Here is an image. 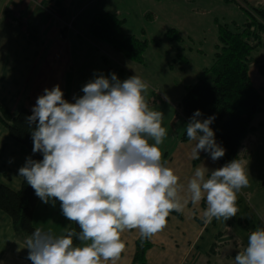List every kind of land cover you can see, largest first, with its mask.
<instances>
[{"label":"rangeland","instance_id":"374dc122","mask_svg":"<svg viewBox=\"0 0 264 264\" xmlns=\"http://www.w3.org/2000/svg\"><path fill=\"white\" fill-rule=\"evenodd\" d=\"M244 1L253 6H264V0ZM235 2L146 0L141 7H137L128 0L127 6L122 5V8L117 1L116 5L121 9L119 11H123L120 12V18L124 20V30L146 44L143 63L129 61L120 54L126 60L122 61V64H132L133 69H131L115 63L113 59L110 60L108 66L114 71L103 76L106 96L101 95L103 89L100 91L94 88L91 98H70L72 91L69 85L61 86L58 94L54 95L33 90L29 104L34 110L36 112L51 110L66 126L63 134H55L56 157L48 162L40 177L41 183L48 184L45 193L47 197L58 196L56 198L59 199L58 202L46 203L51 213L45 220L43 217L39 220V225L45 232L50 230L51 223L58 224L69 219L70 224L73 216L77 214L80 228L83 229L81 233L87 236L88 241L91 238V251L98 256L103 247L112 246L120 230H124L123 226L128 224L130 211L133 217L132 226L137 228L136 225H139L140 215L135 213V198L138 194L143 199L145 221L146 224L148 223V215L157 205L152 208V199L148 194L153 196L162 193L156 179L160 168H170L175 165L174 172L179 170L180 175L173 174V168L171 174L167 169L166 180L169 182L168 188L171 193L175 190L189 192L197 190L196 194H199L200 177L195 176L192 180L187 174L181 176V173L188 168V161L192 160L190 164L193 166H190L195 168L199 161L208 159L206 157L210 152L206 149L194 148L190 156L184 154L185 148L194 144V141H191L194 140V136L187 142H181L188 125L181 115L180 102L186 87L194 84L203 70L211 66L218 44L219 25L229 22L242 24L248 19L245 11ZM26 24L16 22L13 26L24 31ZM9 47L10 49L19 47L18 41L13 39ZM252 58L254 62L249 66V76L257 88L264 89V76L261 74V69H264V44L258 45ZM4 60L2 59L1 65L3 78L0 79V104L10 108L13 104V93L28 88L18 87L21 77L25 74L24 67L28 65V58L19 56L13 65H6ZM16 64L19 65L18 69H15V72L10 70L9 67ZM29 92L30 90L27 94ZM263 120L264 112L254 118V130L249 132L250 134L257 131V134L253 135L263 134L258 146L255 151L247 152V156L245 158L242 156L239 160V162L244 160L248 168L245 171L242 167L241 172L256 177L245 174L243 177L239 171L236 174L224 171L214 190L216 194L223 192L222 202L225 201L226 205L229 203L226 201L225 192L227 193L231 188L237 187L239 194H264V187H261L264 185ZM8 139L10 140L7 131L0 123V144ZM245 139L242 150L245 147ZM250 140L255 141L252 138ZM190 142L191 144L187 145ZM24 157L23 153L13 151V158L22 161ZM14 163L12 170L14 172L18 170L23 174L22 169L24 170L25 164ZM129 170L131 172L125 175ZM20 185L18 182L16 186L13 182L15 188L12 189L18 190ZM169 202L167 199V205L174 209ZM174 210L179 215L168 213L163 209L161 215L154 220V225L156 226L155 222L158 219L167 221L169 218H174L176 221H181L183 215L187 216L190 212L188 210L181 213ZM235 218L236 214H232V219ZM238 220L239 218L236 221ZM249 221L250 218L240 219L238 225L248 227ZM227 228L222 231L228 232L224 237L227 240L237 239L230 228L229 230ZM247 232L246 235L243 234L246 238L254 237L252 232L250 233L249 230ZM262 232L257 231L260 242L256 249L261 256L264 253L261 251L264 250ZM42 233L48 240V235ZM168 233L170 232L164 234L165 237H168ZM176 238L173 244L177 245V249L184 248V244L178 242L180 237ZM95 240L98 242L96 247ZM166 245L163 247L166 250L164 254H168L169 249H174L172 245ZM84 248L85 241L80 247L77 246V251ZM247 248L249 254L241 253L233 258L231 254L235 249L231 246L224 253L221 252L222 255L217 263L238 264L239 260H253V250Z\"/></svg>","mask_w":264,"mask_h":264},{"label":"crops","instance_id":"0c3cea01","mask_svg":"<svg viewBox=\"0 0 264 264\" xmlns=\"http://www.w3.org/2000/svg\"><path fill=\"white\" fill-rule=\"evenodd\" d=\"M117 1L120 6L128 4V0H103L101 2L99 0H0V79L3 78L2 59H5L6 65H13L19 56L23 55L28 58V65L26 64L24 67L25 74L21 77V82L18 85V87L27 86L28 88L15 91L12 98L13 104L10 105V108L6 106L13 114L22 108L34 113H42L36 112L29 104L34 89L41 93L54 95L58 94L61 86L69 85L72 91L70 98H91L94 88L100 89V91L103 89L101 95L106 96V90L103 88L105 87L103 76L114 71L108 66L112 59L115 63L133 69L132 64H122V61L126 60L120 54H116L104 43L93 40L88 33V26L96 14L114 13L119 18L121 17L120 12L123 11H119L121 9L116 5ZM130 1L137 7H141L146 0ZM147 3L150 4V2ZM16 22L27 23L26 30L20 31L15 28L13 25ZM13 39L18 41L19 47L10 49L9 44ZM18 67L19 65L16 64L9 68L15 72ZM94 71L96 73H93ZM97 75H99L98 78H96ZM28 90L30 92L27 94ZM65 98L67 97L65 96ZM253 134H257V131L248 134L245 139V147L241 154V157L244 156L243 158L247 156V152L255 151L262 139V133L258 134L260 137ZM250 138L255 141H251ZM193 139L191 141H194V144L189 146L188 144L191 142L187 143L188 146L185 148L184 154L190 156L191 152L195 150L194 148L208 150L199 137L194 135ZM13 151L24 154L25 157L22 161L13 158ZM27 151L11 139L0 144L1 183L11 189L15 188L13 182L16 186L18 182L21 184L23 174L18 170L14 172L12 169L14 162H19L21 165L26 164L31 157V153ZM206 158H208L206 161L204 159L199 161L195 168L190 166L192 160L188 161V168L181 173V176L187 174L192 180L195 176L200 177L199 194H196L197 190L170 192L166 172L168 169L171 174L175 165L170 168H160L156 175L162 193L153 196L148 194L152 199V208L161 199L167 198L170 205L177 211L185 213L189 210L190 212L187 216L183 215L181 221L169 218L167 221L158 219L155 222V230L150 238L153 246L146 253V264H220L217 261L222 255L221 252L224 253L231 246L235 249L229 242L230 240L224 239L227 245L221 249L219 256L207 257V253L215 236L227 227L235 234L239 242L253 250V264H264V253L261 256L256 251L260 242L257 231H263L262 236L264 237V194H239L240 191L237 187L231 188L227 193L225 192L226 201L229 203L226 205L225 201L222 202L223 192H220L221 194L214 192L224 170L211 153ZM242 167L243 170H248L244 160L239 162V172L242 171ZM178 172L179 170L174 172L173 168V174ZM241 173L243 177H245L244 174L254 177L253 174ZM178 174L180 175V173ZM191 190L193 189L191 188ZM139 195L135 198V213L140 215L137 228L132 226L133 217L130 211L128 226H123L124 230H120V234L117 233L119 235L114 239L112 246L103 247L100 255L93 254L91 238L88 241L87 236L82 234L80 243L85 241L84 250L77 251V247L74 248L59 264H131L135 243L146 226V212L143 208V199ZM58 201L59 199L55 196L47 197L45 194L36 206L32 218L34 227L46 233L48 238L53 241L63 237L69 226V219L58 224L51 223L50 230L47 232L39 225V220L42 217L45 220L51 213L46 203ZM224 205L227 207L225 208ZM232 214H236L234 220ZM238 218L241 220L250 218L251 222L249 221L248 227L239 226L236 221ZM80 223H82L81 219ZM247 230L254 234L253 238L245 237L246 234L248 235ZM167 231L170 233H168V237H165L164 234ZM177 236L180 237L178 242L183 243L184 248L177 249V245L173 244ZM95 243L94 246H98L97 240ZM166 244L172 245L174 248L173 250L169 249L168 254H164L166 250L163 247L167 246ZM178 247L180 246L178 245ZM42 257L39 251L19 241L13 232L9 218L0 212V264H43Z\"/></svg>","mask_w":264,"mask_h":264},{"label":"trees","instance_id":"16d2710c","mask_svg":"<svg viewBox=\"0 0 264 264\" xmlns=\"http://www.w3.org/2000/svg\"><path fill=\"white\" fill-rule=\"evenodd\" d=\"M237 2L248 19L242 24L219 25L218 44L211 66L203 70L194 84L186 87L180 102L181 115L188 125L181 142L196 135L223 170L233 174L238 173L243 141L254 130V118L264 112V89L257 88L249 76V66L254 62L252 54L258 45L264 44V6H253L244 0ZM123 25L124 20L114 13L96 14L88 26V33L93 40L104 43L125 59L142 64L146 44L127 33ZM261 74L264 76V69ZM0 123L12 141L31 153L18 190L0 182V212L9 218L15 236L42 254L43 264H59L81 241L77 214L63 237L56 241L47 240L34 227L32 218L48 189V184L41 183L40 177L48 162L56 157L54 136L63 134L66 126L51 110L38 114L22 108L13 114L2 104ZM167 204V199H163L149 213L148 223L135 243L131 264H146V252L153 246L150 238L154 220L162 210L178 214ZM227 234L219 232L215 236L208 257L220 255L221 249L227 245L224 240ZM229 242L235 248L231 254L233 258L241 253L249 254L248 248L236 238ZM238 264H253V260H239Z\"/></svg>","mask_w":264,"mask_h":264}]
</instances>
